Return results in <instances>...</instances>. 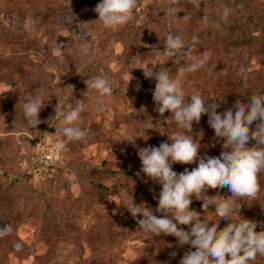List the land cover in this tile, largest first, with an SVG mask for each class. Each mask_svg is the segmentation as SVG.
I'll use <instances>...</instances> for the list:
<instances>
[{
    "label": "rangeland",
    "instance_id": "rangeland-1",
    "mask_svg": "<svg viewBox=\"0 0 264 264\" xmlns=\"http://www.w3.org/2000/svg\"><path fill=\"white\" fill-rule=\"evenodd\" d=\"M99 2L0 0V93L17 96V104L19 96H48L44 103L52 111L43 119L38 117L35 128L30 127L22 107H13L15 103L0 111V264H64L65 260L94 264L91 257L107 246L106 220L111 212L116 214L117 229L112 228L110 234L113 245L118 242L112 253L120 257L110 264H179L178 258L164 252L169 242L178 246L176 238L144 232L136 223L140 214L134 219L126 207L131 195L134 203L146 202L155 215H162L155 212L158 201L154 199L161 186L142 172L137 175L141 161L134 145L171 144L168 135L182 132L200 145L199 155L216 156L222 151L221 141L201 121L193 122L191 132L178 128L174 120L166 123L171 113L160 116L155 111L156 81L146 78L144 70L167 71L181 80L186 96L199 92L207 96L208 103L224 109L244 94H264L260 57L231 46L228 24L221 19L224 6L241 21L243 9L252 12L264 0H244L245 8L237 0H201L199 8L192 0L172 5L169 0H137L132 19L114 27H106L98 19L94 8ZM168 32L189 43L179 64L172 60L163 63L154 55L157 48L163 50ZM193 37L198 40L195 44ZM186 52L181 50L180 55ZM204 52L210 54L206 66L179 77L180 68ZM26 55L29 60L19 63L18 57ZM20 66L29 78L27 84L19 80ZM97 76L107 78L112 86V94L103 97L102 106L98 90L85 84ZM85 96H94L95 101L94 108H83L76 122L86 135L69 142L55 134V128L61 127L55 108L62 106L67 112L69 104ZM39 113L49 114L47 108ZM250 127L255 129V122ZM62 140L65 147L58 149ZM254 143L250 139L248 146ZM171 166L180 173L196 167V162ZM104 169L129 170L137 180L110 177ZM258 180L257 199L244 197L236 202L242 217L258 222L257 231L264 224V170ZM99 182L109 190L100 191ZM139 186L151 192L150 199L137 193ZM207 194H219L218 199L230 195L227 188L209 189ZM195 201L193 197L192 203ZM47 206L51 215L42 231L38 229L45 222L41 209ZM193 209L215 223L214 205L204 211L197 206ZM7 216L13 226L6 222ZM232 216L238 217V213L234 211ZM219 223L223 228L227 221ZM184 226L188 227L178 225ZM250 264H264V257L257 256Z\"/></svg>",
    "mask_w": 264,
    "mask_h": 264
},
{
    "label": "clouds",
    "instance_id": "clouds-1",
    "mask_svg": "<svg viewBox=\"0 0 264 264\" xmlns=\"http://www.w3.org/2000/svg\"><path fill=\"white\" fill-rule=\"evenodd\" d=\"M178 3L179 0H169L170 5ZM192 3L199 8L201 0H192ZM136 6L137 0H100L94 11L104 26L114 27L132 19ZM229 14V9L224 6L221 19L227 21ZM31 23L29 21L28 25L31 26ZM197 42V38L193 37V43ZM184 48L181 37L168 32L163 50L157 48L154 55L162 58L163 63L172 60L179 64L187 54L180 55ZM191 59L187 67L180 68L179 77L206 66L210 54L204 52ZM144 75L146 78L154 77L156 81L152 95L155 111L160 116L166 111L171 113L166 123L174 120L178 128L191 132L193 122L198 124L201 116L206 114L208 125L221 141L222 151L216 156L207 153L201 156L198 152L200 145L194 142L192 136L182 132L168 135L171 144L161 142L159 146L134 145L141 161L137 175L142 172L161 186L159 193L154 196L158 201L155 212L161 213L160 216L155 215L146 202L134 203L128 193L131 200L127 209L134 219L138 214L142 217L136 219L138 227L152 233L154 237L171 235L180 247L187 245L188 250L184 252L179 264H250L256 261L257 256L264 257V224L257 231L258 222L242 217L239 214L241 206L236 205L244 197L255 201L259 192L258 174L264 170V94L254 93L250 97L245 95L229 108L218 112L220 105L208 103L199 92L186 96L181 80L173 79L167 71L153 72L148 68L144 70ZM85 84L87 88L98 90L101 106L104 103L103 97L112 94L111 82L107 78L93 77ZM43 106L44 101L35 96H29L23 104V113L31 128L40 123L38 115ZM83 108L82 100H76L74 105L69 104L67 112L62 106L56 107L55 117L61 127L55 128V134L66 137L69 142L82 139L86 133L76 122ZM254 122L255 129H252L250 126ZM250 139L255 141L252 146H248ZM64 147L62 140L57 148ZM194 162L196 167L191 170L184 168L180 173L171 166L173 163ZM217 188H227L230 195L218 199L219 194H207L209 189ZM193 197L202 202L203 211L214 205L217 212L215 223L202 218L200 212L190 207ZM234 211L238 217L232 216ZM221 219L227 221L223 228L219 226ZM178 225H187L188 230ZM175 255L173 252L172 256Z\"/></svg>",
    "mask_w": 264,
    "mask_h": 264
},
{
    "label": "trees",
    "instance_id": "trees-1",
    "mask_svg": "<svg viewBox=\"0 0 264 264\" xmlns=\"http://www.w3.org/2000/svg\"><path fill=\"white\" fill-rule=\"evenodd\" d=\"M217 1H221V0H217ZM239 1V2H238ZM244 0H237V2L239 3L238 6H243L245 8V3H242ZM236 8V7H235ZM200 11V10H197ZM244 12H241V21H237L235 16L230 14L226 23L228 24V31H229V39H230V44L231 46H233L234 48H239L242 51H244V53H247L249 56H255L258 55V57H260V62L262 64H264V3L260 4L259 7H255L252 12H246L245 9H243ZM254 33V34H253ZM185 46L189 45V43H184ZM191 47L194 48V50H196V46H193L191 44ZM185 52L188 50V48H184ZM182 49V50H184ZM194 50H193V54H194ZM263 56V58H262ZM29 55L26 56H20L18 57V61L19 63H21V61L26 62L29 59ZM18 71L20 72V78L19 80L21 81V83L23 84H27L28 83V76L26 74L25 71H23L22 66L18 67ZM241 79H243V77H241ZM248 96L247 94H244V96ZM242 96V98L244 97ZM15 97L17 96H6L2 93H0V111L5 110V109H9L12 107V105L15 103ZM22 97L21 99L18 100V104L15 103V106L18 105V108L22 107L23 104L26 102L27 99H24L25 97L23 96H19ZM38 97L40 99H42L43 101L48 97V96H35ZM203 99L206 101L207 96H202ZM250 97V96H248ZM94 96H92V98L85 96L84 98L80 99L83 101L84 107L87 108H94L95 107V101H93ZM46 104V103H44ZM223 104V103H222ZM44 108H47V115L43 116L42 114L39 113L38 117H42L45 118L48 115H52L50 113H52V111L50 112V105L46 104L44 105L41 110H43ZM40 110V111H41ZM220 110L221 112L224 111V106L220 105V107L217 109ZM166 119V118H165ZM208 117L207 115H202L201 116V122H203L206 126H209L207 123ZM96 167V166H95ZM83 168H80L79 170H81ZM93 169V168H92ZM99 169V168H97ZM102 171H106V173L109 174L110 177L115 176H126L128 177L129 180H137L136 175L134 174V172L129 171V170H109V169H104ZM98 188L100 191H108L109 187L105 186L102 183H98L97 184ZM137 193H139L142 196L147 195L148 198L150 199L152 194L150 191L148 190H143L140 186L137 190ZM39 197H42L43 194L42 193H38ZM201 201L196 200L195 202H193L190 207L194 208V207H198L201 210H203L201 208ZM210 208V207H209ZM208 208V209H209ZM206 209V210H208ZM50 209L47 207H44L41 209V215H42V219L45 222H41L38 225V229L40 230H44L45 229V223H49V216L47 215H51L50 214ZM43 215H45V217H43ZM11 216H7L6 217V222L13 226L14 222L11 221ZM54 217V216H53ZM54 219V218H53ZM116 214L115 213H110L107 217L106 220V227H107V246H105V250L100 252L99 254L93 255L91 257L92 263L94 264H110L113 262L114 258H118L120 257V255H116V253H112L113 248L117 247L118 242H114L113 245V239L112 236L110 234L111 229H117V220H116ZM116 223V225H115ZM114 224V225H113ZM219 226L222 227L223 223H219ZM185 230H188V227L184 226ZM41 234H44V232H42ZM188 250V246L185 245L183 247L180 246H175L172 245V242H169L166 247H165V253L167 255H172L173 252L176 253V255L174 256V258H178L179 260L181 259V257L183 256L184 252ZM156 252L158 254H156L157 256H160V249H157ZM66 262H64V264H70L69 260H65ZM116 261V260H114Z\"/></svg>",
    "mask_w": 264,
    "mask_h": 264
}]
</instances>
